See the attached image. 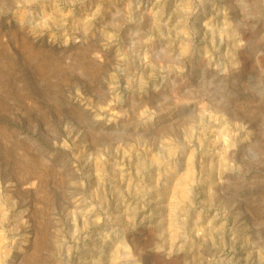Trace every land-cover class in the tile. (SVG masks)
I'll return each instance as SVG.
<instances>
[{
    "label": "rangeland",
    "instance_id": "rangeland-1",
    "mask_svg": "<svg viewBox=\"0 0 264 264\" xmlns=\"http://www.w3.org/2000/svg\"><path fill=\"white\" fill-rule=\"evenodd\" d=\"M0 264H264V0H0Z\"/></svg>",
    "mask_w": 264,
    "mask_h": 264
},
{
    "label": "bare ground",
    "instance_id": "bare-ground-1",
    "mask_svg": "<svg viewBox=\"0 0 264 264\" xmlns=\"http://www.w3.org/2000/svg\"><path fill=\"white\" fill-rule=\"evenodd\" d=\"M93 144V143H92ZM226 147H227V145H226ZM222 152V151H221ZM188 171H190L189 169L187 170V172ZM193 171V170H192ZM186 172V173H187ZM189 173H192V172H189ZM193 174V173H192ZM183 176H185V175H183ZM187 176V175H186ZM189 177V176H188ZM188 177H186V178H188ZM182 179H183V177H182ZM191 181V180H190ZM41 182V181H40ZM186 182V181H185ZM180 183V182H179ZM183 185H184V187H183ZM183 185H179V188H177V189H180V191L178 190V193H180V195L182 196V199H184L183 197H186L187 195H189L188 194V189H186V187H185V184H183ZM189 185V184H188ZM187 186V185H186ZM176 190V189H175ZM175 192V191H174ZM177 193V194H178ZM180 195H178V197L180 196ZM178 203V202H177Z\"/></svg>",
    "mask_w": 264,
    "mask_h": 264
}]
</instances>
